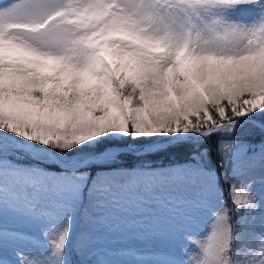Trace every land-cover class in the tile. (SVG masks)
<instances>
[{
    "label": "snow or ice",
    "instance_id": "6c2138e0",
    "mask_svg": "<svg viewBox=\"0 0 264 264\" xmlns=\"http://www.w3.org/2000/svg\"><path fill=\"white\" fill-rule=\"evenodd\" d=\"M258 118L264 0H0V264H70L77 222L78 264H264V142L231 139ZM213 137L215 167L97 150ZM197 213L182 258L134 243Z\"/></svg>",
    "mask_w": 264,
    "mask_h": 264
},
{
    "label": "trees",
    "instance_id": "16d2710c",
    "mask_svg": "<svg viewBox=\"0 0 264 264\" xmlns=\"http://www.w3.org/2000/svg\"><path fill=\"white\" fill-rule=\"evenodd\" d=\"M256 124H260L262 127L259 118L256 123L245 124L231 137L232 140H235L237 143L243 144H257L264 141V131L261 127ZM217 141L218 138L213 137L211 140L206 142L193 143L183 142V143H174L167 144L162 147L155 148L153 150L143 151L136 154L130 153H118V156L121 157L124 161L121 164L130 166L133 164L145 163L151 165L153 168L165 167L172 164H180L189 161L190 157L198 152H206L207 156L205 158V163L209 167H215V164L218 160H214V152L217 151ZM149 144L145 140L132 141V140H114L108 141L106 144L98 147L97 150H101L110 146H119L124 147L127 145H132L134 148H140L144 145ZM21 156V163L31 162L27 156H24L22 153H17ZM47 167L46 165H44Z\"/></svg>",
    "mask_w": 264,
    "mask_h": 264
},
{
    "label": "rangeland",
    "instance_id": "374dc122",
    "mask_svg": "<svg viewBox=\"0 0 264 264\" xmlns=\"http://www.w3.org/2000/svg\"><path fill=\"white\" fill-rule=\"evenodd\" d=\"M257 126L261 127L264 131V127H262L260 124H256ZM189 142V141H188ZM191 142V141H190ZM193 143H199L197 141H192ZM264 142V141H262ZM262 142H259L257 144H260ZM201 143V142H200ZM167 144L159 145V146H150L149 144L144 145L140 148H134L132 145H127L122 147L119 146H110L106 148H111L115 150L117 153H123L128 152L130 154H136L143 151L153 150L158 147L165 146ZM217 151L214 152V160H217ZM124 160L117 156L116 163L121 166H126L124 164H121ZM185 163V162H184ZM180 163V164H184ZM180 164H172L165 166L163 168L169 167V166H175ZM47 167H51V165H46ZM236 167L238 169H244L245 162L243 160L238 161ZM162 168V167H159ZM253 176L255 178V191L258 196H264V174H262L259 169L256 170L255 173H253ZM247 175H242L241 179H246ZM207 217L204 216L201 213L194 214L190 219L187 220H179L174 230L164 236H148L143 239L134 241L137 247H140L142 249L151 250L158 253H165V254H174L177 258L181 257V246L185 243L184 241V234L186 232H194V233H202L205 230ZM264 221V212L257 214L256 221H255V227L258 228L261 222ZM10 227H19L21 230L29 231L32 235L36 237L38 241H40L41 244H43V239L40 235V232L34 229H29L22 225H11ZM79 231V223L77 222L75 226V230L73 232V243L69 244V256L68 259L70 261V264H78L79 257L76 254L74 243L76 235ZM28 248L30 250H35L34 246L29 245Z\"/></svg>",
    "mask_w": 264,
    "mask_h": 264
}]
</instances>
